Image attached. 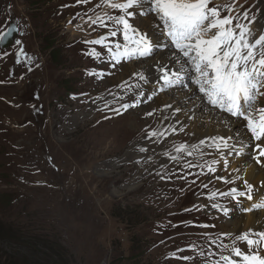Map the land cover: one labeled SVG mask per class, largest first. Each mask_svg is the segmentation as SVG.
<instances>
[{"label":"rangeland","instance_id":"374dc122","mask_svg":"<svg viewBox=\"0 0 264 264\" xmlns=\"http://www.w3.org/2000/svg\"><path fill=\"white\" fill-rule=\"evenodd\" d=\"M100 3L0 0V32L15 24L16 40L20 41L8 49L0 48V154L5 153L0 155V264H225L220 257L231 255L233 246L247 250L238 235L250 230L229 228L232 221L224 213H216L213 200L204 197L214 189L213 195L217 193L228 180L232 186L243 185V177L230 180L226 159L231 147L216 150L218 139L200 144V139L193 140L181 155L173 154L175 159L163 158L156 172L136 174L142 162L135 161L139 157L135 145L148 137L147 132L156 131L150 125L157 124L164 114L163 108L148 106L163 93L156 87L142 92L143 84L135 80L130 81L133 91L123 89V81L130 84L124 70L138 61L136 67L146 65L143 73L147 71L154 80L160 78L161 70L146 63L160 51L116 63L106 47L81 44V39L93 40L97 34L108 36L105 43L109 46L123 43L122 34L110 36L109 29L117 30L111 22L99 31L90 23V18L109 13L110 9L97 7ZM215 5L251 30L255 29L254 20L263 17L264 0H213L209 7ZM225 5L234 10L226 12ZM111 15L118 13L112 11ZM138 20L139 15L134 17ZM81 23L89 24V32L79 38L74 28ZM90 50L99 57L88 55ZM90 70L107 76L91 81ZM188 73L187 79L192 75ZM187 82L196 90L195 96L199 94L191 80ZM179 88L187 90L185 82L181 81ZM115 89L135 94L119 102L112 97ZM98 95L103 96L101 107L110 117L92 104ZM181 111L187 117L191 114L184 108ZM132 118L137 123L132 125ZM188 122L199 121L190 117ZM188 129V125L180 129L174 125V133L180 131L179 138L190 143ZM245 130L251 140L247 153L256 156L258 142ZM175 137L170 134V141ZM146 144L145 149L137 148L145 159L152 154L150 140ZM198 147L204 148L201 153L187 156L189 151L195 154ZM124 154L129 157L125 163ZM223 164L227 166L220 172ZM200 173L203 181L198 185L195 180ZM245 204L235 201L228 206L227 215L237 209L251 218L254 211ZM190 239L188 250L179 247Z\"/></svg>","mask_w":264,"mask_h":264},{"label":"snow or ice","instance_id":"6c2138e0","mask_svg":"<svg viewBox=\"0 0 264 264\" xmlns=\"http://www.w3.org/2000/svg\"><path fill=\"white\" fill-rule=\"evenodd\" d=\"M212 3L213 0H101L97 7L116 11L118 15L105 12L103 16L90 18V23L108 28L111 22L122 34L123 43L109 46L105 43L108 36L88 43L106 47L116 63L124 59L149 57L155 50H163L167 45L153 41L148 32L130 21L137 15L153 17L158 21L157 27L162 36L182 58V67L192 74L191 82L201 98L211 109L244 122L252 138L258 142L254 159L264 166V34L254 37L252 30L234 22L232 15L222 16L220 5L209 7ZM223 7L229 13L234 10L230 5ZM244 15L247 19V13ZM117 30L109 29L110 36H117ZM12 31L0 32V43L5 42ZM15 43L19 45L20 41ZM88 55L98 58L100 54L90 50ZM160 70L164 85L172 87L182 79L179 71L163 67ZM138 75L140 80H147L143 74ZM216 139L219 140L217 150L227 147L224 136L214 138V142ZM176 151H185V146L177 147ZM192 154V151L188 152V155ZM209 171L212 169L209 168ZM245 187L247 193L240 192L239 195L251 200L252 187L247 183ZM235 193L233 189V198ZM213 207L218 208L217 205ZM256 207L264 208V204ZM222 211L227 215V209ZM223 235L227 237L228 234ZM238 240L247 246V250L233 246L231 255L220 257L225 264H264V231L238 235Z\"/></svg>","mask_w":264,"mask_h":264},{"label":"bare ground","instance_id":"6f19581e","mask_svg":"<svg viewBox=\"0 0 264 264\" xmlns=\"http://www.w3.org/2000/svg\"><path fill=\"white\" fill-rule=\"evenodd\" d=\"M112 11L113 10H110L108 14L111 15ZM262 16L263 17H261L260 19L255 18L256 20H254L253 22V26L255 27V29H252V33L254 37L257 36L258 34H263L264 32V11H262ZM130 22L143 28L146 32H148L149 35L150 33L154 34V37L150 35L153 41L167 45V47H165L163 50L159 49L160 52L158 53L155 52L157 50L154 51L155 53H157V55H155V57H150L149 59L146 60V63L148 64V66H156L154 68L155 70L161 69L163 67V68L170 69L171 71H179L180 75L185 77L184 82L187 88V90H183L184 87L182 89L181 88L178 89L179 82L177 80L175 82V86H173L170 91V89L165 88L167 87V85H164L163 81L160 78H155L154 80V78L152 79V77L149 76L147 71L143 73L146 65L136 67L138 64V61L132 64H129L127 69L125 68L124 74H127V76L130 78L128 80L129 83L130 81L135 80V83L142 84L138 82L137 80L138 74H144L145 77L153 83L151 87L143 86L141 88L142 92H150L152 87H156V89L161 90L163 93V95L160 96V99L153 101V103L148 106L150 107L153 105H157L160 107V110L162 108L164 109L162 111L164 114L161 119L159 118L160 120L157 121V124L150 125L151 128L156 130L155 131L156 135L155 136L152 135L153 131L147 132L148 137H146L142 142L137 141L135 145L136 146L135 153L137 156H139L135 159V161L142 162V164L140 165L141 167L139 169H136V174H143L149 171L156 172L157 171L156 169H158L157 164L161 163V160L163 158L165 157L170 158L173 156V154L174 156L182 154V152H177L176 148H173V147L184 145L186 148L189 145H192L193 140L197 142V140L200 139L198 142V144H200L203 140L209 141V140H214L213 138L224 136L227 140V147L221 148L220 150L226 151L230 149L231 147V151H229V154H228L230 157L226 159V161L229 162V165L227 166L226 164L225 165L223 164L219 167L218 170L221 172L220 169L223 167V170H225L227 166L230 171L229 173L230 180L239 179L241 181V177H243L242 180L244 182L242 183L243 185L232 186L231 184L233 182H230L228 180L225 182V186H223L224 185L223 184L222 185L223 187L221 186L222 188L221 187L220 189L218 188L217 193H215L214 195H213V191L216 189H214L212 192L207 193L204 197V200H209V199L213 200L212 204L217 205L219 209H227L228 206H230L232 203H234L237 200H239L242 203H246L249 206V208L252 211H254V213L252 214V217L250 218L248 217V215H244L239 210L234 209L232 214L225 215L227 216V219L229 222L232 221L231 223L228 224V227L231 229L235 228L234 230L247 229L250 231H264V208L256 207L258 204H264V170H261L259 167V164L256 163V160L254 159L255 156L249 155V153H247L248 149L250 150V147H251V140H250V137L246 134V130H245L246 127L244 126V122L235 120L234 118L230 119L224 113H221L218 110L211 109L210 106L205 102V100L201 98L200 94H197L195 96L194 93L196 92V90L191 85H189L187 82V80H189L190 78L187 79L186 75H188L189 73L185 67H182L183 62L181 61V58L176 54L174 48L169 44V41L162 42L161 37H164V36H162L160 28L157 27V24H158L157 20H155L153 17L140 16V20H138L137 22H134L133 20ZM83 23L77 26L79 28L77 27L74 28V30L79 33V38L85 37V35H87V33L89 32V28H88L89 24L86 23L85 25H83ZM95 29L99 31L100 27L95 25ZM101 37H104V36L97 34L96 39H93V40L100 39ZM93 40H89V41H93ZM89 41H82L81 39L80 43L85 44V45H92L91 43H88ZM167 53H168V56H166ZM133 60H136V59H132V61ZM123 61H129V59H124ZM87 73H89V79L91 81H101L104 77L107 76V75L99 74V73H91L90 71H88ZM109 73H111V76L113 75L111 71H109ZM123 83L125 85L123 89L126 88L128 91H133V83L128 84L124 81ZM117 87H119V85ZM116 89L112 91V97L118 99L119 102L121 101L122 98L131 99L135 94V93H131L130 94L131 96H129L125 94V91H123V89L119 93L117 92ZM104 95L106 96V93H104ZM102 97L103 96H100V95L93 97L92 104L96 107H100L99 112H101L103 116H108V111L101 107L102 104L105 102V101L103 102L101 101ZM190 98H192V100ZM131 101L132 100H130L129 103ZM160 103H166L167 105L169 104V106H164V104H160ZM94 106H92L91 108H93ZM182 108H184V112L186 113L191 112L190 116L187 117L185 113L184 115L183 112L181 111ZM142 113H145V110H143ZM190 117L194 118V122L196 120H198L199 122L190 124L188 122V119ZM133 118L131 121L132 125L137 123L136 122L137 120L135 121ZM177 124H178L179 129L184 128V126L188 125V128H189L188 131L191 134L190 143L179 138L180 131H177L176 133H174V125H177ZM199 125H201V127ZM135 131H138V130H135ZM170 134H174V137L176 136L175 139L172 141H170ZM149 140H150V149L152 150V154L147 159H145L142 156L143 152L137 150V148L141 147L145 149L147 145L146 143ZM151 145H154L155 147H151ZM166 145H175V146L163 147ZM235 146L240 147L239 150L235 149L234 148ZM203 149H204L203 147H198L196 153L192 154V156L196 155L197 153H201ZM216 150L214 149V153ZM236 151L240 152L238 156L234 154V153H238ZM129 153L131 155H135V153L131 150H129ZM187 156L191 157L188 154ZM128 158L129 157H127V155L124 154L122 157V160H124L123 162L124 163L128 162L129 161ZM148 159L149 160L152 159L153 160L152 163L147 162ZM183 159L184 158H180V161ZM172 169H176V167L172 166ZM190 171H195V170H190ZM167 179H170V178H167ZM245 180L248 182V185L252 187L251 195L253 198L251 200L239 195L240 192L247 193L248 191V189L245 187ZM195 181L198 185L200 184L201 181H203L202 173H200L199 177L196 178ZM200 187H202V185H200ZM202 189H207V188H202ZM233 189L236 190V193L234 194L235 198H233V194H232ZM222 194L223 195L230 194V195L221 197ZM236 205H239V204H236ZM215 208L217 209L216 213H219V215L223 216V212L218 210L217 207ZM254 209L259 210V211H256Z\"/></svg>","mask_w":264,"mask_h":264},{"label":"water","instance_id":"95a60500","mask_svg":"<svg viewBox=\"0 0 264 264\" xmlns=\"http://www.w3.org/2000/svg\"><path fill=\"white\" fill-rule=\"evenodd\" d=\"M9 30H14V31L11 32L10 37L5 42L0 43V46H2V47L8 46L16 35V29L13 25L7 29V31H9Z\"/></svg>","mask_w":264,"mask_h":264},{"label":"trees","instance_id":"16d2710c","mask_svg":"<svg viewBox=\"0 0 264 264\" xmlns=\"http://www.w3.org/2000/svg\"><path fill=\"white\" fill-rule=\"evenodd\" d=\"M2 154H5L4 152L3 153H1L0 155H2ZM8 202L10 201V198L7 200ZM183 212H184V214H191L192 213V210H189V211H187V210H183ZM172 220V219H171ZM171 220H169L170 222H172ZM193 222V221H192ZM194 224H197L198 222H193ZM186 226H189V227H191L190 225H186ZM174 235H176V234H171V236H174ZM170 236V237H171ZM189 241H191V239L190 240H187L186 242H185V244H183L182 246H179V247H183V248H186L187 247V242H189Z\"/></svg>","mask_w":264,"mask_h":264}]
</instances>
